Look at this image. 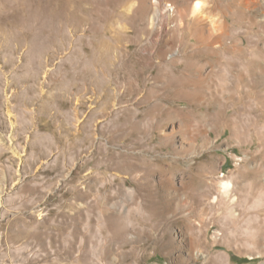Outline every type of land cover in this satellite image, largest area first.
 Listing matches in <instances>:
<instances>
[{
  "label": "rangeland",
  "instance_id": "1",
  "mask_svg": "<svg viewBox=\"0 0 264 264\" xmlns=\"http://www.w3.org/2000/svg\"><path fill=\"white\" fill-rule=\"evenodd\" d=\"M196 1L0 0V264H264V0Z\"/></svg>",
  "mask_w": 264,
  "mask_h": 264
},
{
  "label": "crops",
  "instance_id": "2",
  "mask_svg": "<svg viewBox=\"0 0 264 264\" xmlns=\"http://www.w3.org/2000/svg\"><path fill=\"white\" fill-rule=\"evenodd\" d=\"M254 10H256V7H258V4H256L255 1H253ZM253 56H256L257 59H254L252 62L254 63L253 68V78H249L248 82L253 83L252 89L256 92H262L264 90V49H261L258 47V45H255V47L252 48ZM263 76V77H262ZM232 84L228 88V92H240L242 91V85L245 83V78L237 77L236 79L231 80Z\"/></svg>",
  "mask_w": 264,
  "mask_h": 264
},
{
  "label": "bare ground",
  "instance_id": "3",
  "mask_svg": "<svg viewBox=\"0 0 264 264\" xmlns=\"http://www.w3.org/2000/svg\"><path fill=\"white\" fill-rule=\"evenodd\" d=\"M203 6L204 5H203L202 1L198 0V1L195 2L193 9H194L195 12L199 13V12L203 11ZM155 11H156V14L160 13V10H159L158 7L155 8ZM232 188H233V183H232V181L230 179H226V180H224L222 182V192L225 195H230V193L232 191ZM256 231H257L256 235H253V236L251 235V236L254 237V239H256L258 242H260L262 240V237L264 238V223L257 225L256 226ZM219 234H221V233H219ZM192 240H193V238H192ZM196 256H197V254H196Z\"/></svg>",
  "mask_w": 264,
  "mask_h": 264
}]
</instances>
